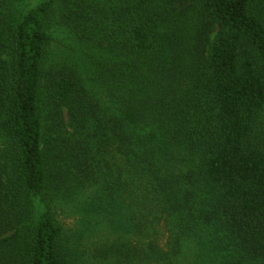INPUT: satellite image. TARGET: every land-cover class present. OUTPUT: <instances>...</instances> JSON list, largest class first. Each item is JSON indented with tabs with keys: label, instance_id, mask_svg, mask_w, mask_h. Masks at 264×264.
<instances>
[{
	"label": "trees",
	"instance_id": "obj_1",
	"mask_svg": "<svg viewBox=\"0 0 264 264\" xmlns=\"http://www.w3.org/2000/svg\"><path fill=\"white\" fill-rule=\"evenodd\" d=\"M14 1L0 0V264H180L189 239L193 264H264V0ZM58 8L90 62L47 69ZM87 188V212L134 241L77 263L53 204Z\"/></svg>",
	"mask_w": 264,
	"mask_h": 264
},
{
	"label": "rangeland",
	"instance_id": "obj_2",
	"mask_svg": "<svg viewBox=\"0 0 264 264\" xmlns=\"http://www.w3.org/2000/svg\"><path fill=\"white\" fill-rule=\"evenodd\" d=\"M36 4L35 0L12 2L14 10L18 12H25ZM57 10V16L48 31L51 42L47 48V69L54 63H63L66 60L77 59L78 64L82 61L90 62L89 55L93 52L90 43L84 41L75 29L66 24L62 20L61 9ZM93 193L94 190L91 188L77 189L53 204L54 219L62 227V244L65 253L72 254L77 263L78 261L94 263V253L97 250L134 241L132 236L122 234L87 212V201ZM192 248L193 240L189 239L185 243L180 264H189V259H192L191 264H193L195 253Z\"/></svg>",
	"mask_w": 264,
	"mask_h": 264
}]
</instances>
